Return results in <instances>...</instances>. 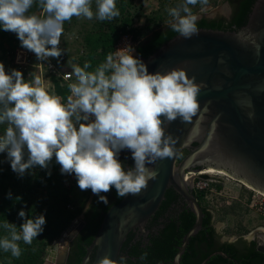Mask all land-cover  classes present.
Segmentation results:
<instances>
[{
    "label": "clouds",
    "instance_id": "1",
    "mask_svg": "<svg viewBox=\"0 0 264 264\" xmlns=\"http://www.w3.org/2000/svg\"><path fill=\"white\" fill-rule=\"evenodd\" d=\"M197 4L207 0H178L166 9L172 31L184 38L197 33V15L190 7ZM33 6L40 12H30ZM118 15L116 0H0V30L15 33L20 46L41 62L64 52L59 45L66 21ZM132 51L128 45L95 66L73 64L74 79L63 101L41 75L31 72V79H25L20 70L6 71L0 62V153L17 177L37 167L50 175L54 159L62 175H74L79 189H90L106 205L107 197L100 193L110 187L121 198L138 194L156 178L146 165L174 155L176 139L165 130L177 118L189 122L196 116L203 85L179 67L150 73ZM124 149L133 159L130 167L119 160ZM5 195L13 199L11 191ZM17 215L23 221L19 227L0 220V252L14 258L21 255L20 242L30 245L46 222L43 214L29 218L23 208ZM146 257L142 252L139 260ZM95 264H127V258L104 256Z\"/></svg>",
    "mask_w": 264,
    "mask_h": 264
},
{
    "label": "water",
    "instance_id": "2",
    "mask_svg": "<svg viewBox=\"0 0 264 264\" xmlns=\"http://www.w3.org/2000/svg\"><path fill=\"white\" fill-rule=\"evenodd\" d=\"M197 29L189 38L175 34L147 56L132 52L150 73L179 67L195 83H202L197 96L200 107L191 121L177 118L168 123L165 131L176 139L174 155L146 165L155 170L156 178L150 179L138 194L121 197L108 207L80 264H86L91 253L89 264L104 256L117 259L127 234L143 227L166 188L186 187L182 172L189 164L222 170L264 193V0L254 1L247 21L237 30ZM193 140L198 143L175 166L180 150ZM189 197L195 221L174 254V264H180L189 236L202 221L201 206L191 194ZM83 224V214L75 217L60 235L59 242H64L61 252L55 254L57 242L53 241L43 264H64L69 242ZM263 234L258 227L249 236L264 253Z\"/></svg>",
    "mask_w": 264,
    "mask_h": 264
},
{
    "label": "trees",
    "instance_id": "3",
    "mask_svg": "<svg viewBox=\"0 0 264 264\" xmlns=\"http://www.w3.org/2000/svg\"><path fill=\"white\" fill-rule=\"evenodd\" d=\"M120 1L123 2L124 0ZM253 2L254 0L239 1L237 9L230 20V23L235 25V29L246 22ZM116 6L120 10L119 13L123 12L122 3L119 5L116 3ZM30 12H40V10L33 6ZM131 23L132 19L128 14H125L122 18L117 16L112 20L100 21L95 27L96 29L89 31L83 36L86 56L84 59L79 60L78 65L82 66L85 61L90 62L92 66L102 62L110 53L119 31L127 30ZM196 23L197 28H222L220 21L205 17L197 19ZM8 32L0 30V36H5ZM133 33L137 37V33ZM175 34L177 33L171 30L168 22L157 25L141 36L134 50L141 56H147ZM52 80L55 91L64 96L67 93L66 87L60 85L56 79L52 78ZM59 167V164L55 163L53 159L49 166L50 175H46L48 170L37 167L31 174L26 172L22 178H19L11 170L8 163L0 165V220L7 219L10 223H14L19 227L23 221L22 218L18 217L17 212L23 208L29 218L33 215L43 214L46 221L43 231L33 239L30 245L20 242L22 251L19 258L12 257L10 253L0 252V264L42 263L47 246L61 234L72 219L82 210L83 203L75 206L71 201L68 174L62 175L59 172ZM87 190L90 191V189ZM8 191H11L13 199L6 198L5 194ZM100 195L110 196L112 200L106 205L104 202L98 201V197L93 194L87 210H84L83 213L84 224L71 242V253L65 264L81 263L86 249L99 227L104 212L110 205L120 200L116 196L114 187H110L108 192H101ZM17 196L21 198L18 201L14 199ZM199 197L202 198L201 195ZM68 204H71L72 208ZM206 214L207 218L211 217L210 212L206 211ZM193 222L194 215L192 214L188 218L184 230L188 229ZM203 225L205 226L203 231L207 234L201 238L198 235L189 237V243L179 259L180 264H199L208 255L209 257L204 264H264V253L256 248L255 242H246L242 238H239L237 243H223L216 248H206L197 253V250L193 247V240L197 237L199 240L213 237L212 229L205 220ZM132 238L133 236L129 232L119 252V256L123 255L127 258V264H174L173 257L180 244L179 239L173 240L168 238L165 232H161L159 235L149 239L144 245H141V241H133ZM237 244H239L238 248ZM215 250H219L223 254L218 251L213 252ZM142 252L147 253L144 261L139 260ZM92 257L93 253H91L90 260L86 264L90 263Z\"/></svg>",
    "mask_w": 264,
    "mask_h": 264
},
{
    "label": "rangeland",
    "instance_id": "4",
    "mask_svg": "<svg viewBox=\"0 0 264 264\" xmlns=\"http://www.w3.org/2000/svg\"><path fill=\"white\" fill-rule=\"evenodd\" d=\"M116 3H118V5L122 3L123 6V12L119 13L118 17L122 18L125 14H128L132 19V23L129 25L130 29L137 33V37L141 38V36L148 33L151 28H154L157 25H162L171 20V17L168 15L166 9L176 6L178 0H124L123 2L116 0ZM226 6L227 4L224 0H207L206 5L201 6L200 4H197L190 7L194 14L200 15L208 14L212 11H216L217 13L223 12ZM99 22V20L93 18L92 20L87 19L83 22L82 20L71 19L70 21H66L64 23V31L61 35V42L59 46L64 49V53L67 56L65 63L68 66L72 67L73 64H78L80 59L85 58L86 48L83 44L84 33L86 31L89 32L96 29L95 27ZM15 45H20L15 33L9 31L5 36H0V62L4 64L5 70L9 65L7 53L9 49ZM0 161H4L3 163H0V165L7 163V161L4 160L3 153H0ZM219 175L226 178L227 186L229 184L233 185L234 193L238 192L240 199L231 201V203L228 204L223 199L215 200L214 198H208L207 200L202 197V203L211 209L213 223L221 235L229 237L230 239L242 236V238L244 237L248 240L250 239L249 234L252 230L258 227H264V217L256 210L247 207L245 204L244 197L248 194V192L243 184L239 186V179L238 181L236 177H228V174ZM92 195L93 193L91 190H79V199L74 205L78 206L83 203V208L75 217H81L84 213L85 207L89 204ZM60 235L53 240L57 242V245L54 247L56 255L61 252L63 244L62 241L59 242ZM53 241L46 248V254L43 262L46 260ZM43 262L40 264H43Z\"/></svg>",
    "mask_w": 264,
    "mask_h": 264
},
{
    "label": "flooded vegetation",
    "instance_id": "5",
    "mask_svg": "<svg viewBox=\"0 0 264 264\" xmlns=\"http://www.w3.org/2000/svg\"><path fill=\"white\" fill-rule=\"evenodd\" d=\"M239 1L240 0H224V2H226L227 6L224 8L223 12L217 13L216 11L215 12L212 11L208 14H200V15L197 14V19H199L201 17H205L207 19H214V20L220 21L222 28H218V29L237 30L241 26L239 28L235 29V25L231 24L230 20H231L233 14L235 13V11L237 9V5H238ZM250 10H251V8H250ZM249 13H250V11H249ZM249 13H248V15H249ZM248 15H247V18H248ZM246 21H247V19H246ZM197 143H198L197 140H193L190 142L188 147L182 148L180 150V152L178 153L176 160H175V166L178 167L181 160L188 153H190L193 146H195ZM119 160L122 162V164L125 167H130L133 165V159L131 157L130 151L127 149L120 151ZM205 167L206 166H204V165L194 163V164H189L187 167L183 168L182 175H183V180L186 182V187H182V188L180 187L179 188V186H178L176 188L173 185H170L166 188V190L164 192V196H163L160 204L158 205L156 210L149 216V218L145 221L143 227L142 228L137 227V228L130 231L132 236H133V238H132L133 241H141V245H144L152 237L159 235L161 232H163V233L165 232V234L168 236V238H171L173 240L179 239L180 244H181L183 236L185 235L187 230L194 223L193 222L189 226L188 229L184 230V228L187 225L188 218L191 217V215L193 214L194 215V221H195V216H196L193 208L190 205V197H189L190 194L199 203V205L202 208V212H203L201 225L198 228V230L194 234H192L191 236L198 235V237L201 238L207 234L203 231L205 229V226L203 225L204 220L206 221L207 225H209L211 227L212 235H213V237L210 239L199 240V238L197 237V238H195V240H193V247L195 250H197V253L201 252L202 250H205L206 248H213V247L216 248L220 244H223V243H237L238 239L242 238V236L237 237V238L235 237L233 240L232 238L230 239L229 237H225V236L221 235L217 231L216 226L213 223L211 209L202 203V200L199 197L200 194L195 189H193V187L191 185V176L186 177L187 173H189L191 171L196 172L198 170H203V169H205ZM106 197H107L108 202L112 200L110 196L109 197L106 196ZM91 200H92V198H91ZM91 200H90V202H91ZM206 211L210 212L211 217L207 218ZM74 237L69 242V249H68L64 264L67 262L68 256L71 253V242L73 241ZM242 239L245 240L246 242L255 241L254 238H250V239L246 240L243 237ZM209 240H210V242H209ZM188 243H189V238L186 242V245ZM180 244L178 245L177 250H178ZM186 245H185V247H186ZM236 246L238 248L239 244H237ZM217 251H219V250H215L213 252H217ZM183 252H184V250H183ZM183 252L181 253V255L183 254ZM181 255H180V257H181ZM186 256H188V254H186Z\"/></svg>",
    "mask_w": 264,
    "mask_h": 264
},
{
    "label": "built area",
    "instance_id": "6",
    "mask_svg": "<svg viewBox=\"0 0 264 264\" xmlns=\"http://www.w3.org/2000/svg\"><path fill=\"white\" fill-rule=\"evenodd\" d=\"M139 39V37H135L130 27H127V30L119 31L117 38L113 42L110 53H114L116 49L124 48L128 45L133 49ZM7 54L9 65L6 68V71L13 68L20 70L25 79H31L29 73L32 72L35 75H41L46 83L49 82V80L52 81V78H54L60 85L65 86L67 89V93L64 96H59L61 100H65L69 95L67 84L71 82L74 77L72 75V67L69 68L63 65L67 60V56L64 52H62L59 57H49L47 61L43 62L37 61L34 53L22 48L20 45L12 46ZM187 176H191V185L193 189L207 200L208 198H214L215 200L223 199L229 204L231 201L240 199L239 193H234L233 185H226V178L222 175L217 173H204L203 170H198L196 172L191 171L187 173L186 177ZM75 180L74 175L68 174V184ZM239 184V186H241L242 183L240 182ZM245 188L248 192L244 197L245 204L247 207L256 210L264 217V193L254 188L246 186ZM68 206L72 208L71 204H68Z\"/></svg>",
    "mask_w": 264,
    "mask_h": 264
},
{
    "label": "crops",
    "instance_id": "7",
    "mask_svg": "<svg viewBox=\"0 0 264 264\" xmlns=\"http://www.w3.org/2000/svg\"><path fill=\"white\" fill-rule=\"evenodd\" d=\"M119 1V0H118ZM145 3H147V2H145ZM74 19H77V20H82V22L83 21H85V20H87V19H85V18H83V17H81V18H76V17H73L72 18V20H74ZM83 25H85V24H83ZM89 30H91V29H89ZM88 33V31H86L85 33H84V35L85 34H87ZM134 49V48H133ZM65 67H69V68H71V66H68L66 63L65 64H63ZM53 81V80H52ZM52 81H50L49 80V82H45V85H46V87L51 91V92H53L55 95H57V96H60V94H58L56 91H55V89H54V84H52ZM48 85V86H47ZM69 185H70V199H71V201L74 203V204H76V202L78 201V193H79V187H78V185H77V183H76V180L75 181H72V182H69Z\"/></svg>",
    "mask_w": 264,
    "mask_h": 264
},
{
    "label": "bare ground",
    "instance_id": "8",
    "mask_svg": "<svg viewBox=\"0 0 264 264\" xmlns=\"http://www.w3.org/2000/svg\"><path fill=\"white\" fill-rule=\"evenodd\" d=\"M203 172L204 173H217V174H223V175H227L228 174V176H230V177H232V178H235L234 176H232L231 174H229V173H227V172H224V171H222V170H219V169H213V168H205V169H203ZM237 180L239 179V178H236ZM240 180V179H239ZM240 182L243 184V185H245L246 187H249V188H253V187H251V186H249L248 184H246L245 182H243L242 180H240ZM260 229H262V230H264V227L262 228V227H260ZM263 236V238H264V234L262 235ZM64 243V242H63ZM62 246H63V244H62Z\"/></svg>",
    "mask_w": 264,
    "mask_h": 264
}]
</instances>
